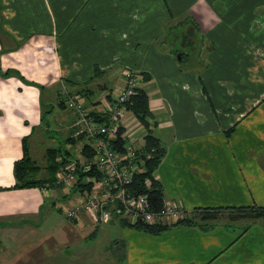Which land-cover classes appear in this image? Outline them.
I'll use <instances>...</instances> for the list:
<instances>
[{
    "label": "crops",
    "instance_id": "obj_1",
    "mask_svg": "<svg viewBox=\"0 0 264 264\" xmlns=\"http://www.w3.org/2000/svg\"><path fill=\"white\" fill-rule=\"evenodd\" d=\"M177 30L184 40L191 33L184 65L158 45ZM125 68L149 75V122L165 148L152 176L165 201L187 214L264 205V0H0V264H264L259 222L243 232L245 221L221 217L151 235L112 218L117 235L98 248L78 244L76 221L59 216L64 188L13 187L24 146L33 156L39 144L45 159L53 147L42 136L47 113L61 112L66 146L90 143L67 140L77 114L59 91L104 114ZM123 120L136 121L130 111ZM46 163L34 178L49 176ZM73 245L82 261H71Z\"/></svg>",
    "mask_w": 264,
    "mask_h": 264
},
{
    "label": "built area",
    "instance_id": "obj_2",
    "mask_svg": "<svg viewBox=\"0 0 264 264\" xmlns=\"http://www.w3.org/2000/svg\"><path fill=\"white\" fill-rule=\"evenodd\" d=\"M143 84L144 79L139 72L125 68L121 85L109 94V105L100 120L85 109L79 94H71L65 89L59 91L63 103L77 114L72 138H87L90 140L88 147L91 150V156L87 157L81 152L87 142L80 146L77 143L74 148L73 144L67 146L74 153L79 151L81 155L74 158L69 149H64L67 160L55 171L53 183L64 188L65 192L61 197L69 199L67 204L59 207L66 218L78 222L82 220V214H87L91 220L103 223L117 218L131 225L139 221L146 224H168L185 214L180 204L164 199L159 208H152L147 192L137 191L134 185V177L141 171L147 154L141 152V147L135 146L134 142L130 146L124 142L122 147L115 143L120 129L123 136L130 125L123 120L128 111L127 102L135 89L142 88ZM136 120L144 132L142 124ZM76 142L78 141L72 143ZM144 183L145 188L150 186L148 177H145ZM50 187L44 185L40 188ZM71 195L72 198L69 197Z\"/></svg>",
    "mask_w": 264,
    "mask_h": 264
},
{
    "label": "trees",
    "instance_id": "obj_3",
    "mask_svg": "<svg viewBox=\"0 0 264 264\" xmlns=\"http://www.w3.org/2000/svg\"><path fill=\"white\" fill-rule=\"evenodd\" d=\"M3 75L9 73V71L2 72ZM144 80L149 78V75L144 72H140ZM61 103H63L60 98ZM142 124L144 128L143 142L141 152L147 154V158L144 162L141 171L134 177V185L137 191L147 192L150 205L152 208H159L163 204V189L158 179L152 176L153 170L158 165L160 159L164 155L165 148L159 141V139L153 135L151 123L149 122V116L151 114L149 110L148 95L143 88L135 89L134 94L131 96L126 106ZM96 119H103V114L97 112H90ZM122 129L118 132V138L115 143L117 146L125 142L121 135ZM72 137L67 140H71ZM81 152L83 155L91 156V150L86 144ZM47 163L45 165L48 171V177L42 179L34 178L36 171L40 169L31 156L28 154L27 148L24 146V153L22 157L14 161L13 172L15 176L14 188L28 187V186H51L54 187V175L58 166L67 160V155L63 147H49L45 151ZM59 158V160L57 159ZM80 176V175H79ZM149 178L150 186L145 188L144 179ZM60 211V209H59ZM225 217L226 222L233 223L238 220L245 221V225L242 226L241 231H245L249 224L253 222H259L264 226V205H240V206H217V207H195L190 212L185 213L181 218L177 219L173 223L157 222L154 224H146L143 222H136L131 225L127 221H121L123 225H128L140 230L144 233L157 235L163 233L172 227L176 226H190L199 225L205 226L208 223L215 222L218 218ZM68 219V218H67ZM74 220V219H73ZM72 220V221H73ZM75 221V220H74ZM200 227V228H202Z\"/></svg>",
    "mask_w": 264,
    "mask_h": 264
},
{
    "label": "rangeland",
    "instance_id": "obj_4",
    "mask_svg": "<svg viewBox=\"0 0 264 264\" xmlns=\"http://www.w3.org/2000/svg\"><path fill=\"white\" fill-rule=\"evenodd\" d=\"M179 32L180 31H178V30L175 32V34L173 32H171L165 38L160 39V42L158 44L159 47L164 48V47L169 46L171 49H177V50H182V51L186 50V48H188V45H185L186 44L185 40H184L185 44H183L182 38H181V36H179ZM196 40H197V43L200 42V40L198 38H196ZM175 53H176V51H175ZM175 59H176V62L184 65L183 61H179L177 54L175 56ZM191 67H193V65H191ZM99 93H100V91L96 89L94 91V94L92 95L91 99H95V97ZM79 98H80V100H84L83 98H81L80 95H79ZM56 111L57 110H55L53 114H51V112L47 113V114H49V116L45 120H43L44 126H46V122H49V124H50L49 127H47V128H49L48 131L45 130L46 128L43 130L42 136H43V139L45 138L44 144H46L45 145L46 147L53 146V147L57 148V147L61 146V147H63V149H69L65 145V140H64L65 139L64 136H66L65 127H63L62 125L59 124L61 122L60 117H59V114L61 112L60 111L56 112ZM136 119L137 118H135V120ZM139 125L140 124L137 122V120L133 121L132 124L128 125L129 128L127 130V133L123 135V138L125 140V144L127 146L133 145L134 138H139V140H141L140 138H141V133L143 132V129ZM127 134H128V136H127ZM77 141L79 142V139H77ZM71 145L74 148V147H76L77 143H71L70 146ZM134 145L137 146L136 143H134ZM42 148H43L42 146L37 144L35 146L34 150L32 151L33 156H31V157H32V159H34V162L37 165L38 164L40 165V167H41L40 174L43 173V175H44L45 169L43 168V166L45 164L46 159H45V155L42 154ZM69 152H70V155H72V157H74V158L81 155L79 153V151H75V153H74L73 149H69ZM40 174L36 173V175H35L36 178L40 177ZM59 191L61 193L62 190H59ZM69 197L72 198V195ZM59 201L61 202V204H67L68 203L67 200L63 199V198H60ZM61 204L59 203V205L58 206L56 205V206L60 207ZM60 214L62 216L61 215H59V216L63 219L64 218L63 214L61 212H60ZM82 217H83V220H78V222H75V225H74L75 229L77 230L78 238H81L80 241L78 242V244H85L90 239H94L95 240V242H94L95 247L97 246L98 248H100V244H98V242H97L98 240H101L103 242L102 244H104V242H106V243L108 242L110 233L114 236L117 235L116 230H113L110 228L111 226L115 225L114 222H117L115 219L112 220L113 222L111 224H108L107 222H105V223H97L98 224L97 225V224L93 223V221L90 219V217L87 214H84V216L82 215ZM64 219H66V218H64ZM68 221H71V224H73V222H74V221L72 222V220H68ZM117 225H118V223H117ZM92 228L96 229L97 232H96L95 236L91 237L88 235V233L91 231ZM239 228L242 229V224L238 225V229ZM73 246H72V248H75V251L71 253V256L73 259V260L71 259V261L72 262H77L78 260L82 261L81 259H78V257H79L78 251H79V249L80 250L84 249L83 246L79 245V249H77V247H75V245H73ZM98 256L99 255H96V257H98ZM74 260H77V261H74Z\"/></svg>",
    "mask_w": 264,
    "mask_h": 264
},
{
    "label": "flooded vegetation",
    "instance_id": "obj_5",
    "mask_svg": "<svg viewBox=\"0 0 264 264\" xmlns=\"http://www.w3.org/2000/svg\"><path fill=\"white\" fill-rule=\"evenodd\" d=\"M191 34V33H190ZM190 34L188 35V37L186 38V40H185V42H186V44L184 43V39H182V41H183V44H185V45H188V48H186V50H184V51H182V50H177L176 49V54H177V56L179 57V55H181V56H183V54L184 53H187V54H190L191 53V51H192V49H193V45H192V39L190 38ZM178 52V53H177ZM181 52V54H179ZM180 61H185L184 59H181ZM200 92L202 93L203 92V87L200 89ZM204 93V92H203ZM202 93V94H203ZM61 212V211H60ZM62 213V212H61ZM63 214V213H62ZM64 216V215H63ZM64 218H66L65 216H64ZM67 219V218H66ZM68 220H70V219H68Z\"/></svg>",
    "mask_w": 264,
    "mask_h": 264
}]
</instances>
